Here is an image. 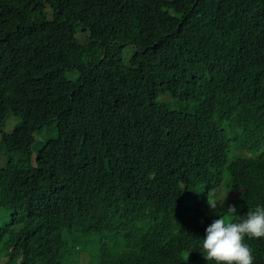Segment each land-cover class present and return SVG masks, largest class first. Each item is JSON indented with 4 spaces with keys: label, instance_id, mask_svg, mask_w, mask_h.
<instances>
[{
    "label": "trees",
    "instance_id": "trees-1",
    "mask_svg": "<svg viewBox=\"0 0 264 264\" xmlns=\"http://www.w3.org/2000/svg\"><path fill=\"white\" fill-rule=\"evenodd\" d=\"M11 114L0 264H216L206 228L264 205V0H0Z\"/></svg>",
    "mask_w": 264,
    "mask_h": 264
},
{
    "label": "clouds",
    "instance_id": "clouds-1",
    "mask_svg": "<svg viewBox=\"0 0 264 264\" xmlns=\"http://www.w3.org/2000/svg\"><path fill=\"white\" fill-rule=\"evenodd\" d=\"M163 94L165 101L174 99L169 93ZM158 102L173 109L168 103L159 101V97ZM208 202L213 209L217 207L210 200V195ZM260 238H264V205L249 208L244 218H239L236 206L230 205L227 215H220L206 228L201 248L206 260L216 264H254L253 251L245 241Z\"/></svg>",
    "mask_w": 264,
    "mask_h": 264
},
{
    "label": "rangeland",
    "instance_id": "rangeland-1",
    "mask_svg": "<svg viewBox=\"0 0 264 264\" xmlns=\"http://www.w3.org/2000/svg\"><path fill=\"white\" fill-rule=\"evenodd\" d=\"M163 97H164V94L161 93L159 95V101L168 103L173 109H178V110L182 109V110H186V111L190 110V104L187 102H178L174 99L172 101H165L163 99ZM19 122H20V119L17 116H15L14 114H11L3 124H0V131L1 130L10 131ZM0 140H1V133H0Z\"/></svg>",
    "mask_w": 264,
    "mask_h": 264
}]
</instances>
